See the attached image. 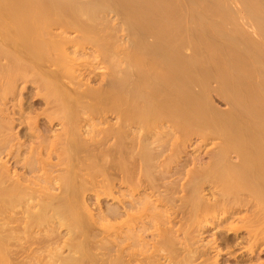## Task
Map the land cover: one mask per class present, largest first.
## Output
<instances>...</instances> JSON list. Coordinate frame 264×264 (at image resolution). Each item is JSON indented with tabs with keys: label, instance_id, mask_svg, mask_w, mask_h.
<instances>
[{
	"label": "bare ground",
	"instance_id": "obj_1",
	"mask_svg": "<svg viewBox=\"0 0 264 264\" xmlns=\"http://www.w3.org/2000/svg\"><path fill=\"white\" fill-rule=\"evenodd\" d=\"M56 27L62 30L57 29L61 37L57 38L58 34L53 32ZM69 31L76 35L71 37ZM69 44L76 48L73 46L69 51ZM82 48H85L83 53L93 49L94 61H101L107 68L105 86L99 81L103 87L96 88L100 86L97 83L95 88L94 85L85 88L84 78H87L76 75L75 68L82 67L79 62L93 61L94 57L92 50L85 52L93 56L88 60L87 55L78 52ZM77 53L87 60L83 57L77 62ZM94 61V65L102 66ZM48 64L55 68H49ZM78 71L87 73L85 69ZM29 81L36 85L40 81L37 86L47 98V108L36 114L45 115L49 126L60 119L61 128L53 139H47L46 133L39 130V116L38 121L37 115L30 116L32 110L25 116L19 108L23 115L18 112L16 120L15 109L9 115L11 119L4 112L5 106L3 111L0 109V264H156L162 259L159 256L168 260L164 259V264L194 261L221 264L217 258L221 254L230 255L229 259L235 256L234 262L230 260L232 264H255L260 251H264V0H0V96L15 97L21 85L26 88L25 83ZM65 81L66 84L70 81L75 88H70ZM88 82L89 85L91 82ZM216 100L224 103L220 105L222 108L216 105ZM10 110L13 112L12 107H8ZM111 114L119 125L113 128L115 122L109 127L108 120V127L102 128V120L106 121ZM14 121L28 126L29 145L16 138L19 134L15 136ZM210 134L218 137L220 143L208 151L209 162L193 165L198 168L188 170L190 176H183L176 190L170 179L172 174L168 179L170 184L161 185L165 191L171 186L176 193H189L186 197L177 195L185 207L181 211L183 220H178L176 211H179L175 209L181 207V210V203L176 208L172 206L176 203L169 205L171 197L167 200L165 195L168 192L164 191V197L161 195L164 192L160 193L163 187L159 184V190L157 185H152L155 174L152 171L158 169V162L163 163H160L162 168L175 164L170 157L193 145V135L201 138L197 142L200 144ZM128 135L133 137L134 142H130L135 143L137 150L132 146V155L136 153L137 158L128 152L137 160L131 159V166L126 150L129 144L124 146ZM31 136H35L32 142ZM109 142L119 151L111 154L114 159L109 156L113 159L110 167L101 170L102 162L95 149L99 147L100 151ZM166 144L171 147L167 149ZM167 150L171 152L170 157L165 153ZM232 154L237 161H233ZM118 171L122 174L121 187H118L122 198L113 194L114 185L107 186L112 188L114 197L120 198L123 212L117 208L119 205H111L106 210L110 223L105 225L113 240L110 238L109 257L101 260L92 246L94 242L91 244L90 239L94 237L89 239L91 213L89 216L81 213L85 199L82 193L89 185L85 175L88 178L108 175V179ZM134 174L152 182L143 181L146 184L143 187ZM178 176L173 178L176 183L180 182L176 179ZM54 181L62 189L59 195L56 193L60 190L49 193L50 186L56 184ZM107 181L113 184L110 178ZM206 183L212 186L210 195L204 198L200 194L207 188ZM118 217H123L118 220L121 225L115 222ZM188 221L191 224L186 226ZM207 224L209 228L222 227L229 233L216 231L221 241L220 237H217L218 244L214 238L213 244L209 240L211 247L198 244L197 236ZM61 225L71 232L79 230L81 236L75 237L78 232H74L71 238L66 237L69 239L62 247L60 242L56 246L49 244V248L45 245L48 242L42 241L39 247L33 246L36 238L39 239L36 234L39 236L43 231L49 234ZM170 229L185 233L179 243L175 240L178 245L171 241L173 230ZM207 231L202 233L205 235ZM117 234L121 238L117 239ZM115 238L119 241L117 245ZM171 245L179 247L177 251L181 253L184 249L185 253L177 258V254H171ZM64 247L68 250L66 256L62 252ZM212 249L216 251L209 255Z\"/></svg>",
	"mask_w": 264,
	"mask_h": 264
},
{
	"label": "rangeland",
	"instance_id": "obj_2",
	"mask_svg": "<svg viewBox=\"0 0 264 264\" xmlns=\"http://www.w3.org/2000/svg\"><path fill=\"white\" fill-rule=\"evenodd\" d=\"M55 29H56V30H55ZM55 29H54L53 32H55L56 34H55V33H54V34H55V35H57V34L59 35V36L57 35V38H58V37H61V36H60V35H61L60 32H61L62 30H61V29H58V27H56ZM57 29H58V30H61V31H58ZM68 33H70V36H71V37H73V36L76 35V33L74 34L73 32H72V34H71V31H69ZM68 33H67V34L65 33V35H66V36H69ZM73 34H74V35H73ZM119 34H120V35H119L120 37H123V36H122L123 32H122V33H119ZM72 35H73V36H72ZM70 36H69V37H70ZM69 45H70V44H69ZM73 46H74L73 44L70 45L71 48L69 49V51H71V49H73V48L75 47V46H74V47H73ZM72 47H73V48H72ZM75 48H76V47H75ZM83 49H85V48L80 49L78 52H80V53H82V54H85V52H91V50H92L91 55H94V57H93V56H90V57H91V58L93 57V61H94V60H95V56H96L95 53H93L94 50H93V49L89 50V49H90V48H89V49H87V50H84L85 52L83 53V51H82ZM72 52H73V51H72ZM80 53L75 54V55L77 56V62L80 61L79 59H81V58L84 57V56L81 57L82 54L80 55ZM88 54H89V53H86L85 56L87 55V56H88V60H89V59H91V58L89 57ZM78 55H79V56H78ZM87 56H86V57H87ZM84 59H85V57H84ZM98 59H99V58H98ZM68 60H69V58H68ZM78 60H79V61H78ZM85 60H87V58H86ZM90 61H91L92 63H91ZM90 61H89V62L84 61V60H83V61H80L79 63L81 64L82 67H81V68H80V67H79V68H75V72H78V73H76V75H77V74H79V75H82V74H83V75L81 76V79H83L82 77L85 76V77L89 80V82H88V80L86 79V80H87V81H86L85 78H84V81L86 82V86H84L85 88H86V87H88V88H89V87L92 88L93 85H94V88H95L98 84L100 85V83H102L103 86H105L104 84H106V80H105V79H106V77H105L106 74H104V73H106V72L108 71L107 68H104L105 66L101 63V61L96 60V61H98V62L94 61V63H97L98 65H101V64H102V66H97L96 64L94 65V64H93V61H92V60H90ZM69 62H70V61H69ZM77 62H76V64H78V65H77V67H78V66H80V65H79V63H77ZM81 62H84V63H81ZM85 62H87V63H85ZM100 63H101V64H100ZM76 64H75V65H76ZM86 66H88V67H87V68L89 69L88 71H86V69H87V68H85ZM96 66H97V67H96ZM48 67H49V68H52V67H53V69L55 68V66L50 65V64H48ZM83 67H84V68H83ZM93 67H94V68H93ZM95 67H96V68H95ZM101 67H103V68H101ZM57 68H58V67H57ZM82 68H83V69H82ZM91 68H92V70H91ZM84 69H85V72H87V73H85V75H84V73H83L84 71H81L82 73H79L80 71H78V70H84ZM95 69H97V71H95ZM98 69H99V70H98ZM101 69H102V70H101ZM50 70H51V69H50ZM55 70H56V69H55ZM106 70H107V71H106ZM51 71H53V70H51ZM90 71L95 72V74H97V76H96L95 74L91 73ZM105 71H106V72H105ZM88 72H90V74H92V76H90ZM99 73H100V74H99ZM87 74L89 75V78H91V77L93 78V76H94V77H95V78H93L94 81H93L92 79H89V78L87 77ZM79 75H77V76L79 77ZM100 75H101L102 77H101ZM101 78H102V79H101ZM79 79H80V78H79ZM103 79H104L105 83H103ZM91 80H92V82H91ZM67 81H68V79H67ZM82 81H83V80H82ZM95 81H96V82H95ZM99 81H100V83H98ZM29 82H32V81H29ZM29 82H27V84H29V85H27V84L25 83V87L27 86L26 88H24V84L21 85V88H20V89H21L22 92H20V89H19L18 92H17V94H16V96H15L16 98L13 97L11 94H8V95H7V96L9 97V99L7 98V96H6V97H5V96H2V95H1L2 97L0 96V99H1V100H0V107H1L0 109H2L3 106H5V107H4V112H5V113H6V111L8 112V113H6L7 116H8V118H10L9 115H11V114L13 115V113H14V110H13V109H15V112H17V113H16V116H15V114H14V118L17 120V119L19 118V115H20V116L23 115V114H21V113L23 112V111L20 110L21 108H22V110H24V115H25V116H29L28 114H30L29 111H31V110H32V113L30 114V116H31L32 114H34V115H32V116H36L38 113H40V112L37 113V111H43V112H44V110L47 108V107L45 106V105H46L45 102H47V98H44L45 96L42 95V93H44V91L41 92L40 89H39V87L37 86V85L40 83V81H38L39 83L37 82V83H38L37 85H36V83L34 84V83L32 82L35 86H34L33 84L29 83ZM87 82H88V83L91 82V83H90L91 85H90V84L88 85ZM94 82H95V83H94ZM69 83H70V81H69L67 84H66V81H65V84H66V85H68ZM97 83H98V84H97ZM102 84H101L99 87L97 86L96 88H100V87L102 86ZM69 85L71 86L70 88H72V87L75 88V86H72V83L69 84ZM73 85H74V84H73ZM84 85H85V84H84ZM95 85H96V86H95ZM103 86H102V87H103ZM22 87H23V88H22ZM68 87H69V86H68ZM84 87H82V88H84ZM24 89H25V90H24ZM38 89H39V93H40V94L37 92ZM36 90H37V91H36ZM19 92H20V94H18ZM21 93H22V94H21ZM38 94H39V95H38ZM19 96H20V97H19ZM3 97H5V99H7V100L5 101V99H3ZM11 98H12V99H11ZM17 98H18V99H17ZM2 99L4 100V102H1V101H3ZM10 99H11V100H10ZM45 99H46V101H45ZM12 100H13V101H12ZM25 101H26V102H25ZM216 101H217V102H216ZM216 101H215V102L217 103L216 105H219L218 107H220V105H223V104H224L223 102H220V101H218V100H216ZM5 102H6V103H5ZM7 102H8V103H7ZM14 102H15V103H14ZM219 102H220V103H219ZM20 103H21V104H20ZM218 103H219V104H218ZM3 104H4V105H3ZM5 104H6V105H5ZM8 104H9V106H8L9 109H11V107H12L13 112H12L11 110L8 111V107H7ZM14 104H15V105H14ZM19 104H20V105H19ZM12 105H13V106H12ZM24 105H25V106H24ZM26 105H27V106H26ZM15 106H16V108H15ZM224 106H225V105H224ZM26 107H27V108L29 107V108L27 109ZM222 107H223V106H222ZM222 107H220V108H222ZM6 108H7V110H5ZM19 108H20V109H19ZM225 108H226V107H225ZM19 110H20V111H19ZM25 110H26V111H25ZM2 111H3V109H2ZM2 111H0V112H2ZM10 112H11V113H10ZM18 112H19V115H17ZM25 112H28V113L25 114ZM36 113H37V114H36ZM41 113H42V112H41ZM1 114H2V113H1ZM1 114H0V116H1ZM38 116H39V117H38ZM11 117H13V116H11ZM16 117H17V118H16ZM37 117H38V120H39V121L37 120ZM44 117H45V115H44V116H41V114H39V115L36 116V121H38L37 123H39V128H40L39 130H40V132H41L42 134H45V133H46V137H47V139H49L48 137H50V138L53 139V138H54L53 136H56V132H57V130L61 128V125H60V122H61V121H60V119H59V120H55V122H54L55 124H50V126H49V123H48L47 121L44 120V119H45ZM111 117H113V118H111ZM22 118H23V117H22ZM22 118L20 117V120H22ZM40 118H41V119H40ZM106 118H108L106 121H104V120H102L103 122L101 121V122L103 123V125H102V123L100 122V123H101L100 126L102 125V126H101L102 128H103V127L107 128L108 126L111 127L110 124H113V123H115V122H116V123L113 124V128H114V127L116 128V127L119 125V124H117V122H119V121H118L117 119H115V116H112V114L109 115V116L106 117ZM106 118H105V119H106ZM0 119H1V117H0ZM10 119H11V118H10ZM33 119H34V117H33ZM108 120H109L111 123H109ZM116 120H117V121H116ZM18 122H19V121H17V122L14 121V123H16V125L14 124V127L16 126V127H15V136H16V134H17V135L19 134V138H18L17 136H16V138L21 140V141L18 140L17 142L20 141V142H22V143H26L27 145H29V144H30V143H29V142H30V141H29V138H30V137H29V134H28V133H29V130H26V129H28V126L26 127V126L24 125L25 127H23L22 123H18ZM20 122H22V121H20ZM46 122H47V124H46ZM106 122H108L109 125H108V123H106ZM17 123H18V126H17ZM43 123H44V124H43ZM9 124H10V123H9ZM19 124H20V125H19ZM45 124H46V125H45ZM106 124H107L108 126H107ZM51 125H52V127H51ZM55 125H56V126H55ZM115 125H117V126H115ZM17 127H18V128H17ZM46 127H47L48 129H44V128H46ZM57 127H58V128H57ZM53 128H54V129L56 128V130H54ZM49 129H51V130H49ZM88 129H89V128H88ZM13 130H14V128H13ZM42 130H43V132H42ZM45 130H46L47 132H46ZM48 130H49V131H48ZM26 131H28V132H27L28 136H26V133H25ZM52 131H53V133H52ZM22 132H23V133H22ZM44 132H45V133H44ZM141 132H142V131H141ZM141 132L139 131L140 134L143 133V132H142V133H141ZM13 133H14V131H13ZM13 133H12V131H11V134H13ZM24 133H25V134H24ZM57 133H58V132H57ZM139 133H138V134H139ZM21 134H22V135H21ZM50 134H51V135H50ZM54 134H55V135H54ZM138 134H137V135H138ZM48 135H49V136H48ZM86 135H88V134H86ZM101 135H102V134H101ZM210 135H212V134H210ZM13 136H14V135H13ZM15 136H14V138H15ZM88 136H89V135H88ZM128 136H130V137H127L126 139L129 140V141L124 140V144H126V145H124V146H125V148H126V146L129 144V146H127L128 148H127L126 150H127V153L129 152V153H131L130 155H132V151L134 150L133 148H135V150H136V147L134 146L135 143H132V144H131V142H134L133 139H132L133 137H132L131 135H128ZM176 136H178V135H176ZM176 136H175V137H176ZM212 136H215V135H212ZM212 136L209 137V139H212V138H213V139H212V141H213V140L215 139L216 136H215V137H212ZM20 137H21V138H20ZM27 137H28V138H27ZM34 137H35V136H34ZM34 137L31 136V139H30L31 142H32L33 139H35ZM85 137H87V136H85ZM192 137H193V140H191L192 143H193V142H194V143H195V142H196V143H197V142H201V141H200V139H201L200 137H198V136H197V137H196V136L194 137V135H193ZM32 138H33V139H32ZM129 138H130V139H129ZM216 138H217V139H215L216 142L213 141V143H212L211 140H210V142H208L209 139H208L206 142H203V143H200V144L197 143L198 145H197V144H194V143H193V145H192V144L189 143L190 145H189V146L187 145V146H188V149H187V146H186V148L183 149V151L185 150V154H182V153H184L183 151L179 154L181 157L178 155V153H176L177 155L174 154V156L170 157L169 155H170L171 152H169V150H167L165 153L168 154V157H170L169 160H171L172 164H173V163H175V164L171 165V163H170V165H167V166H169V168L166 167V168H167V170H166V168H165L164 166H163V168H162V165H161V164H163V163L157 161V162L159 163V164L156 163V164H158V165H157L158 169L156 168V169H157L156 171H155V169L152 171L153 174H154V172H155L154 175L151 173V174L153 175V177H154V178L151 179V180L154 179L153 182H152L151 180H146V179H145L146 177L144 176V173H143V176H144L145 178H144L143 176L141 177L143 180H142L141 178L138 177V176H139L138 174H134L133 176H135V177L137 176L138 178H137V177H136V178L134 177V178L137 179L138 181L141 180V181H142L141 184H143V181H144L145 183L149 181V182H152V185H154V186H155V185L158 186L159 184H160V186H161V185L164 186V184H167V185L170 184L171 180L169 181L168 179L170 178L169 176H171V174L173 175L172 177L175 179V176H176V175L178 176V172H179V176L176 177V179H178L177 181L179 182V180H180L181 178H183V176H184V178H185V175L188 174V173H187L188 170H190L191 168L197 169L198 167H196V166H198V165L201 166V165H203V164H206L205 162H209V159H210V158H209V157H210L209 154H210V153H209L208 151H211V148H212L213 146H215V145H219V143H220V142H217L219 138H218V137H216ZM113 139H114V138H113ZM195 139H196V140H195ZM15 140H16V139H15ZM15 140H14V142H16ZM26 140H27V141H26ZM50 140H51V139H50ZM51 141H52V140H51ZM110 141H111L112 144H113V143L115 142V139H114V140H111V139H110ZM130 141H131V142H130ZM111 142H109V143L103 145V146H105L104 148H102L103 150L101 149V147H103V146L100 147V151H98L99 147L95 149V151L97 152V153L95 152V153L97 154V158L100 157V159H101L100 162H102V163L100 164V166H101V170H104V169L106 170L107 168L110 167L109 165L111 164L112 160L114 159V156H113V155L111 156V154H113V153L116 152V151H117V152L119 151V150H116V151H115V149H118V147H116V145H114V147L111 146V144H110ZM129 142H130V143H129ZM206 143H209V144H206ZM211 143H212V144H211ZM108 144H109L110 146H109ZM168 144H171V141L168 142ZM196 145H197V148H195ZM203 145H204V146H203ZM132 146H134V147L132 148ZM153 146H154V145H153ZM166 146H167V149H169V148L171 147V146H170V147L168 148V145H167V144H166ZM190 146H191V147H190ZM194 146H195V147H194ZM198 146H200V147H198ZM110 147H112L113 152L110 150V149H111ZM129 147H131V148H129ZM207 147H208L209 149H208ZM215 147H216V146H215ZM215 147H213V148L215 149ZM160 148H161V147H159V149H160ZM202 148H203V149H202ZM213 148H212V149H213ZM131 149H132V150H131ZM192 149H193V150H192ZM194 149H195V150H194ZM130 150H131V151H130ZM196 150H197V151H196ZM106 151H107V152H106ZM136 152H137V150H136ZM168 152H169V153H168ZM103 153H104V154H103ZM106 153H107V155H106ZM108 153H109V154H108ZM129 153L127 154V156H129ZM134 153H135V151H134ZM134 153H133V154H134ZM165 153H164V154H165ZM193 153H195V154L193 155ZM207 153H208V154H207ZM96 154H95V155H96ZM98 154H99V155H98ZM135 154H136V153H135ZM135 154H134V156H133V155H132V156L135 157ZM189 154H190V156H189ZM103 155H104V156H103ZM171 155H173V154H171ZM232 155H233L232 157L234 158L235 155H234V154H232ZM23 156H24V155H22V157H23ZM25 156H26V155H25ZM107 156H108V158H107ZM109 156L113 157V159H112L111 157H109ZM136 156H137V154H136ZM164 156H165V155H164ZM198 156H199V157H198ZM101 157H102V158H101ZM133 157H130V156L128 157L129 160H130V163H129V160H128V163L130 164V166H131V161L134 159ZM166 157H167V155H166ZM166 157H165V158H166ZM177 157H178V158H177ZM189 157H190V159H189ZM191 157H192V158H191ZM196 157H198V158H196ZM135 158H137V157H135ZM163 158H164V157H162L161 159H163ZM165 158H164V159H165ZM172 158H173V160H172ZM187 158L189 159V161H188ZM195 158H196V159H195ZM233 158H232V159H233ZM103 159H104V160H103ZM105 159H106V160H105ZM131 159H132V160H131ZM164 159H163V160H164ZM186 159H187V161H186ZM191 159H192V160H191ZM107 160L109 161V163L107 162ZM184 160L186 161V163H187V162H188V163L186 164ZM195 160H196V161H195ZM199 160H200V162H199ZM234 160H236V157L233 159V161H234ZM55 161H57V160H55ZM55 161H54V162H55ZM110 161H111V162H110ZM133 161H137V160L134 159ZM173 161H174V162H173ZM194 161H195V162H194ZM197 161H198V162H197ZM201 161H202V162H201ZM236 161H237V160H236ZM12 162H13V161H12ZM155 162H156V161H155ZM183 162H184V164H185L184 167H183V164L181 165V163H183ZM190 162H191V163H190ZM14 163H16V160H14ZM14 163H13V164H14ZM17 163H18V162H17ZM17 163H16V164H17ZM132 163L134 164L135 162H132ZM160 163H161V164H160ZM178 163H179V164H178ZM192 163H193V164H192ZM106 164H108V165H106ZM188 164H189V166H188ZM190 164H191V165H190ZM14 165H15V164H14ZM18 165H19V163H18ZM135 165L137 166V162L135 163ZM159 165H161V166H159ZM177 165H178L179 167H181V168L183 167V168H182V172H183V173L180 171L181 168L178 169ZM193 165H196V166H193ZM106 166H108V167L106 168ZM138 166H139V164H138ZM138 166H137V167H138ZM132 167H135V166L132 165ZM63 168H64V167H63ZM171 168H172V169H171ZM175 169H176V170H175ZM177 169H178V171H177ZM57 170H59V169H57ZM169 170H170V171H169ZM191 170H193V169H191ZM191 170H190V171H191ZM159 171H160V172H159ZM162 171H164V172H162ZM167 171L169 172V174H167V173H168ZM176 171H177V172H176ZM190 171H189V173H190ZM61 172H63V169H61ZM118 172H119V171H118ZM118 172H117L116 174H113V173H112V177L109 175L110 181H111V183H113V184H110V183L107 181V180L109 179V178L107 179L108 175H106L107 177H106L105 175H97V177H95V178H92V177L90 178V176H89V178H88L87 175H85L86 183H88L89 185H87V186L85 187V188H88V189H87V190L85 189L84 192L82 193V194H84V195H83V198H85V199L83 200L84 202L82 201V203H81L82 205H84V206L82 207L83 210H84V212H81V213H82V214H83V213L88 214V216H89V214L91 213V217L89 216V218H90V222L93 221V222L97 223V224H95V223L93 224V222H91V223H92V224H91V223L89 222V223H90V226H91V227L89 226V227H90V233H89V234H90V237H89V239H90V238H93V237H94V238H96V237L98 238V239H97V238H96V239L93 238V239H90V240H92V241H91V244L94 242V243L92 244V246L94 247V251H96V254L99 253L98 256L101 258V260H106V259L109 257V254H110L109 249L111 250V247H112V245H111L110 243H111V241L113 240L112 237H110V235H109V231H108V229H107V228H108L107 226H108L109 224H108V225L106 224L107 222L110 223V219H108V218H110V217H108V212H107V211H108V208H109V206H111V205H112V207H113V205H114V206H118V205H119L117 208L119 209V211H122V212H123V208H122V206H121V205H122V202L119 201V199L122 198V196H121V194H120V192H119V191H121V189H119V188L121 187V185H120V182H121V181H120L119 178H121V175H122V174H121L120 172H119L120 174H118ZM161 172H162V173H161ZM180 172L182 173V175H180V174H181ZM58 173H59V172H58ZM97 173H98V172H97ZM160 173H161V176H160ZM173 173H174V174H173ZM83 174H84V173H83ZM56 175H57V173H56ZM116 175H117V176H116ZM157 175H158V176H157ZM162 175H163V176H166V178H164V177L161 178ZM118 176H119V177H118ZM167 176H168V178H167ZM187 176H188V175H187ZM189 176H190V175H189ZM189 176H188V177H189ZM103 177H104V178H103ZM151 177H152V176H151ZM155 177H156V178H155ZM179 177H180V178H179ZM188 177H186V178H188ZM96 178H97V179H96ZM157 178H158V179H157ZM173 178H170V179H172L173 182L175 183V184H172V186L174 185V186H173V187H174V190H176V188H179L178 186L176 187V184H180V183H182V182H181V180H180L179 183H176V181H174ZM184 178H183V179H184ZM87 179H88L89 181H88ZM101 179H102V180H101ZM144 179H145V180H144ZM149 179H150V178H149ZM156 179H157V180H156ZM159 179H160V180H159ZM166 179H167V180H166ZM183 179H182V180H183ZM90 180H91V181H90ZM92 180H93V181H92ZM162 180H163V181H162ZM185 180H186V179H185ZM188 180H189V179H188ZM106 181H107L108 183H107ZM141 181H140V182H141ZM165 181H166V182L168 181L169 183H168V182L166 183ZM183 181H184V180H183ZM54 182H55L56 184H54ZM54 182H53V184H54L53 186H50V185H52V182H51V184H48V185L50 186V188L52 187L51 190L49 191V193H53V192L56 193L58 190H60V191H58V192L56 193V195H57V194L59 195L60 192H62V191H61L62 189H60V184H59L58 181H54ZM91 182H92V183H91ZM93 182H94V183H93ZM97 182H98V184H100V185H98ZM99 182H100V183H99ZM102 182H103V183H102ZM156 182H157V183H156ZM162 182H163V183H162ZM164 182H165V183H164ZM86 183H85V184H86ZM105 183H106V184H105ZM153 183H154V184H153ZM184 183H185V182H184ZM108 184H109L110 187H112V188H113V185L115 186V189H114L115 192H114V193L111 192V191H112V188L109 187L110 189H108V186H107ZM146 184H147V183H146ZM146 184H143V187H144V185H146ZM149 184H150V183H149ZM90 185H91V186H90ZM93 185H94V186H93ZM97 185H98V186H97ZM181 185H182V184H181ZM119 186H120V187H119ZM160 186H158V187H159V190H161V188L163 187V186H161V188H160ZM179 186H180V185H179ZM211 186H212V185H211L210 183H208V184L206 183V184H205V187H207V188H205L206 191L204 190V191L200 194V196H202V197L204 196V198H205V197H208V196L210 195L209 193L211 192V191L209 190ZM53 187H54V188H53ZM90 187H92V188H90ZM100 187H101V188H100ZM118 187H119V188H118ZM173 187L170 186V188H169L170 190H169V191H168V190L165 191V190H164L165 188L163 187V189L160 191V193H161V192H164V191H165L166 193L168 192L167 194H165V192H164L163 194L161 193V195H163V196H164V194L167 195V197L164 196V197H166V199H167V198L170 199V197H171V199H170L171 202H169V201H170V200H169L168 203H171V204H169V205H172V203H176V204H173V205H172L174 208H176V207H179V206H180L178 203H181V202L183 203V200L181 201V200L179 199V197H177V195H178V196L183 195L184 197H186L189 193L187 194V193L185 192L186 195H184L183 192H182L181 194H180V192H179V193H178V192L176 193L175 191H173V189H172ZM106 188H107V190H106ZM54 189H55V190H54ZM92 189H94V191H93ZM96 189H97V192L95 191ZM99 189H101V190H99ZM91 190H92V191H91ZM98 190H99V191H102L104 194H103L102 192H99ZM170 191H173L174 193H173V192H170ZM208 191H209V192H208ZM107 192H108V193H107ZM54 193H53V194H54ZM111 193H113L114 195H118L120 198H119L118 196L114 197L113 194H111ZM115 193H116V194H115ZM171 193H172V194H176V195H174V196H176V197L174 198V196H171V195L168 196V194H171ZM106 194H107V195H106ZM108 194H109L110 196H109ZM84 196H85V197H84ZM81 198H82V197H81ZM115 198H116V199H115ZM180 198H181V197H180ZM177 199H178V201H177ZM81 200H82V199H81ZM121 200H122V199H121ZM167 200H168V199H167ZM172 200H173L174 202H173ZM175 200H176V201H175ZM184 201H185V200H184ZM120 202H121V203H120ZM83 203H84V204H83ZM182 203H181V206H182V209H181V210H180L181 207L175 209V211H176L177 209H178V211H179V212L176 211L177 219H178V218L181 219V218L184 216V215H182V214H184V213L181 212V211H184V210H185V207L183 208ZM120 204H121V205H120ZM177 204H178V205H177ZM85 205H86V207H85ZM87 206H88V207H87ZM184 206H185V205H184ZM119 207H120V208H119ZM85 208H86V210H85ZM88 208H89V209H88ZM121 208H122V209H121ZM120 209H121V210H120ZM90 210H91V212H90ZM106 210H107V211H106ZM101 213H102V214H101ZM98 214H99V215H98ZM92 215H93V216H92ZM95 215L98 216V217H97L98 220H97V218H96ZM180 215H181V216H180ZM102 216H103V218H101ZM178 216H179V217H178ZM92 217H94V220H93ZM104 217H105V218H104ZM91 218H92V220H91ZM95 218H96L97 221H95ZM99 218H100V219H104V220H100V221H99ZM122 218H123V217H122ZM122 218L119 219V217H118V219H116L115 222H117L118 220H119V221L122 220ZM106 219L109 220V221H107ZM179 219H178V220H179ZM181 220H183V218H182ZM103 221H104L105 223H104ZM119 221H118V223H119ZM99 222H100V223H99ZM102 222L104 223V225H103ZM113 222H114V220H113ZM190 222H191V221H188L185 225L187 226L188 223L191 224ZM105 224H106L107 226H106ZM119 224H120V223H119ZM189 224H188V225H189ZM120 225H121V224H120ZM120 225H119V226H120ZM207 225H208V224H207ZM104 226H106V227L103 228ZM207 227H208V231H207ZM207 227H206V229L204 230V231H207V232H205V235H204V233H202V232H204V231H201V232H200V233H201L200 235L203 234V236H200V235H199V232H198V235H199V236H197V237H198V240H199V241H198V244H200V243H201V244H203V243H205V244H208V243H209V244H210V241H211V243H212L213 238H214V241L217 240V243H216V244H218V242L221 241V240H220L221 237H220L219 235H217L216 233H217L219 230H221V231L224 232V233H229V231L224 230L222 227H221L222 229H221V228H217V227H213V228L211 227V228H209V225H208ZM58 228H59V229H57V227H56V228L54 229V231H51L52 233L49 231V234L47 233V231H46V232L43 231V232H42V233H44L43 235H45V233L48 234L47 237H46V236H43L42 233L39 235L40 237H39L37 234H36V235L34 234L35 237H38L39 239L36 238V242H37V243H35V245L33 244V246H34V247H35V246H38V247H39V244H40L39 242L42 241V242H44V243H45V242H48V243H45V245H48L49 248H50L51 246H54V245L56 246V245H58L60 242H61L60 245H61V247H62V245H64V242L66 243V241H68V239L72 237V235H73V233H74L75 231H74V232H71V231H70V230H71L70 228H68L67 226H62V225H61L60 227H58ZM214 228H215V229H214ZM216 228H217L218 230H217ZM91 229H92L93 231H92ZM102 229H103L104 231H103ZM176 229H177V226L175 227V230H176ZM209 229H210V230H209ZM212 229H213V230H212ZM59 230H60V231H59ZM170 230H171V231L173 230L172 232H174L175 236H174V234L171 232V234H172L173 236H172L170 233H168L169 238H170V235H171V236H172V239H173V240H172V239L170 238L171 241L178 245L180 237H181L183 234L185 235V233H182V231H176V233H175V230H174V229H170ZM170 230H169V231H170ZM211 230H212V231H211ZM243 230H244V229H243ZM57 231H58V232H57ZM106 231H108V232H106ZM209 231H210V233H208ZM216 231H217V232H216ZM54 232H56V233H54ZM59 232H60V233H59ZM68 232H70V233H68ZM77 232H78V233H77ZM105 232H106V233H105ZM120 232H122V230L118 231L119 234H120ZM222 232H221V233H222ZM241 232H242V231H241ZM50 233H51V235H50ZM71 233H72V234H71ZM75 233H77V234H75ZM75 233H74V234L76 235L75 237H80V236H81V234L79 233V230H77ZM91 233H93V235H92ZM107 233H108V235H109V238H108V235H106ZM206 233H207V234H206ZM219 233H220V232H218V234H219ZM52 234H54V235H52ZM119 234H117L118 237H117V235H116L117 239H118V238H121L122 235H123V233H122V234H121V237H120ZM49 235H50V238H49ZM77 235H80V236H77ZM220 235H221V234H220ZM222 235H223V233H222ZM53 236H54L55 238H54ZM58 236H59V237L61 236V238H58ZM68 236H69V238H66V237H68ZM70 236H71V237H70ZM73 236H74V235H73ZM95 236H96V237H95ZM176 236H177V237L179 236V237L177 238ZM43 237H45L46 239L43 238ZM52 237H53V238H52ZM174 237H176V239H174ZM182 237H183V236H182ZM182 237H181V238H182ZM215 237H216V238H217V237H218V238L220 237V238H219L220 241H218V238L216 239ZM40 238H41V239L43 238L44 240H41ZM47 238H48V239H47ZM64 238H65V239H64ZM110 238H111L112 240H111ZM49 239H50V240H49ZM52 239H53V240H52ZM55 239H56L57 241H56ZM60 239H61V240H60ZM115 239H116V238H115ZM115 239H114V240H115ZM117 239L115 240V241H116V244H115V245H117V241H118ZM211 239H212V240H211ZM37 240H38V241H37ZM58 240H59V241H58ZM65 240H66V241H65ZM96 240H97V241H96ZM119 240H120V239H119ZM175 240H177L178 243H177ZM209 240H210V241H209ZM52 241H53V242H52ZM208 241H209V242H208ZM214 241H213V243H214ZM42 242H41V243H42ZM49 242H50V243H49ZM55 242H58V243L55 244ZM109 242H110V243H109ZM118 242H119V241H118ZM108 243H109V245H108ZM174 243H172V244H174ZM213 243H212V244H213ZM42 244H43V243H42ZM49 244H50L51 246H50ZM209 244H208V246L211 247V245H209ZM216 244H214V245H216ZM43 245H44V244H43ZM95 245H96V246H95ZM214 245H212V246H214ZM65 246H66V245H65ZM99 246H100V248L103 247V248H101L102 250L99 248ZM109 246H110V247H109ZM171 246H172L171 249H173V251H171V249H170V251L172 252L171 254H172V255L177 254V255H175V256H177V258H180V256H181L180 254L185 253V252H184V249H183L182 253H181V251H179V252H180V253H179V252L177 251L179 247H178V248H175L176 246H174V245H171ZM173 246H174V247H173ZM179 246L182 247L181 244H179ZM181 247H180V248H181ZM47 248H48V247H47ZM66 248H67V247H64V248H63L64 250H63L62 252L65 251L64 254H63V256L66 254V252L68 253V250H67ZM96 248H97V249H96ZM108 248H109V249H108ZM174 248H175L176 251H174ZM106 249H107V250H106ZM35 250H36V249H35ZM66 250H67V251H66ZM179 250H180V249H179ZM181 250H182V249H181ZM213 250H214V249L210 250L211 253H210L209 255H212V254L215 253L216 250H215V251H213ZM98 251H99V252H98ZM166 251H167V250H166ZM166 251H165V252H166ZM168 251H169V250H168ZM170 251H169V253H170ZM34 252H35V251H34ZM106 252H107V253H106ZM113 252L115 253V251H112V255H114ZM174 252H176V253H174ZM177 252H178L179 254H178ZM260 252H261V253H259V257L257 256V259H256L257 261H256V260L254 261L255 264H264V251L261 250ZM35 253H36V252H35ZM38 253H39V252H38ZM38 253H36V254L38 255ZM101 253H103V254H102L103 256L101 255ZM166 253H168V252H166ZM106 254H107V255H106ZM39 255H40V254H39ZM66 255H67V254H66ZM66 255H65V256H66ZM179 255H180V256H179ZM182 255H183V254H182ZM184 255H185V254H184ZM226 257H227V258H226ZM229 257H231V256L228 255V254H223V255L221 254V256H219V257H217V258H218V261L221 262V264H222V263H223V264H227V263L230 264L229 262H231V261L234 262V261L236 260V258L233 259V257H235V256H232V258H230V259H229ZM113 258H114V257H113ZM159 258H162V259L160 260V262H163L162 264H164V259L166 260V258L163 259V257H160V256H159ZM228 259H229V261H226V260H228ZM157 260H159V259H157ZM162 260H163V261H162ZM230 260H231V261H230ZM166 261H168V260H166ZM137 262L140 263V261H137ZM160 262L157 261L156 264H158V263L161 264ZM166 263H167V262H166ZM195 263L197 264L198 261H194V262L191 263V264H195ZM231 264H232V262H231ZM235 264H236V263H235Z\"/></svg>",
	"mask_w": 264,
	"mask_h": 264
}]
</instances>
